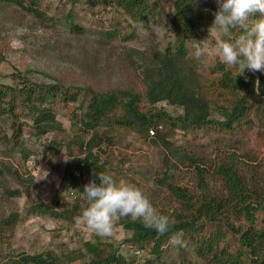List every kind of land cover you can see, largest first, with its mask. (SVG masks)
<instances>
[{"label":"rangeland","instance_id":"1","mask_svg":"<svg viewBox=\"0 0 264 264\" xmlns=\"http://www.w3.org/2000/svg\"><path fill=\"white\" fill-rule=\"evenodd\" d=\"M172 1L159 0V12L154 19L136 25L123 10L110 3L91 5L83 0H40L38 8L46 15L40 20L16 4L0 0V88L9 85L24 87V84L39 88L34 94L35 99L18 110L14 122L10 115L0 117V167H18L24 178L31 177V192L36 202L54 204L66 163L76 156H85L79 150V142L85 143L95 132L104 139L99 148H94L99 152L100 161L105 162L104 173L112 175L117 182L124 181L140 188L157 210L172 212L179 207V202L170 194V183L196 191L198 173L195 166L187 159L177 162L154 135L120 126L85 130L80 118L87 105L86 98L67 102L59 97L45 102L37 98L38 92L44 93V90L36 85L54 81L53 74L61 75L67 84L92 80L103 84L126 83L128 79H123L121 73L124 66L128 75L129 67L137 78L142 73L140 66L147 59V50H162L174 39ZM69 20L80 26L82 31L78 35L69 31ZM208 35V29H201L188 42L189 56L203 72L219 62L212 57L197 59L192 55L194 41H203ZM83 55L89 60H97L98 69L92 72L80 69L74 57ZM158 106L164 107L171 115L181 112L165 100ZM44 109H51L55 120L44 124L47 130L39 133L32 120L39 110ZM211 114L218 119L224 118L218 110H212ZM16 123L22 124L23 146L8 150L6 145L14 141ZM158 126L178 151L199 158L198 164L206 170L204 177L212 189L221 186L213 172L219 155L236 151L238 161L249 162L250 159L259 161L264 154L262 131L258 128L237 132L194 128L183 132L172 130L163 122ZM53 140L62 144L59 156L47 152V144ZM80 178L85 184L89 182L84 174ZM0 182L11 188L18 186L7 174L0 177ZM2 192L0 188V199ZM82 199L78 198L75 186L61 189L59 208H69L75 201L81 203L80 212L71 220L34 212L24 193L12 197L10 205L3 203L0 213L5 207L6 213L16 210L19 218L12 231L2 232L0 236V264H16L22 255L37 253H49L67 264L90 261L88 257L80 256L84 243L94 242L96 237L77 219L86 206ZM258 218L264 222V211ZM119 220L114 222L113 236L100 239L112 242L121 253L133 257L131 264H208L195 255L185 236L186 247L171 246L169 236L156 255L151 251V243H145L144 248L139 249L126 241L131 231L125 229Z\"/></svg>","mask_w":264,"mask_h":264},{"label":"trees","instance_id":"2","mask_svg":"<svg viewBox=\"0 0 264 264\" xmlns=\"http://www.w3.org/2000/svg\"><path fill=\"white\" fill-rule=\"evenodd\" d=\"M8 1L40 20L46 16L38 8L40 0ZM83 1L91 5L110 3L119 7L136 25L152 21L159 12V0ZM172 4L174 39L162 50H147V59L140 66L142 73L137 78L129 67L128 75L124 66L121 67V73L123 79H128L126 83L103 84L94 80L81 82L82 79L81 83L67 84L61 75L53 74L54 81L36 85L44 90V93L38 92L37 98L40 102L51 101L55 97L66 102L76 101L78 98L83 101L86 98L87 105L80 118L85 130L98 126H120L148 134L153 129L154 136L162 141L177 162L187 159L195 166L198 173L196 191L170 183V194L179 202V207L172 212L157 210L169 217L170 232L161 236L139 220L120 218V224L131 231L126 241L139 249H143L145 243H151V251L156 255L172 233L182 230L186 240H190L195 255L208 264H264V222L258 218L259 213L264 211V154L259 161L250 159L249 162L238 161L236 151L219 155L213 172L221 186L212 189L204 177L206 170L198 164L199 158L178 151L158 128L159 122L172 130L180 129L183 132L194 128L220 132L252 131L258 128L262 131L261 142H264V74L245 70L240 75L238 68L220 62L210 66L207 72L201 71L196 61L189 56L188 42L201 29L209 28L213 20L212 12L217 10V5L214 0H198L195 3L192 0H173ZM68 28L75 35L82 31L72 20L68 21ZM74 59H77L76 65L83 71L98 69V61L94 58L89 60V57L83 55ZM257 79L260 82L259 94L254 91V81ZM22 86L24 87L9 85L0 88V117L10 115L14 122L19 114L18 110L25 108L26 102L31 103L35 99L34 94L39 88L26 84ZM163 100L181 112L171 115L164 107L158 106ZM212 110L220 111L224 118L213 117ZM54 120L53 111L44 109L39 110L32 123L39 133H44L47 130L44 124ZM22 133V124L16 123L14 141L6 145L8 150L23 146ZM102 140L104 139L95 132L85 143L79 142V150L85 153V159L81 160V157L76 156L66 163L53 205L36 202L31 192V177L24 178L18 167L1 165L0 177L10 175L18 186L11 188L0 182L3 191L0 207L3 203L10 205L12 197L24 193L34 212L71 220L80 212L81 203L75 201L69 208H59L61 189L68 185L75 186L78 198H83L82 201L86 202L82 192L85 182H81L80 176L84 174L88 181L95 180L99 183L94 173H104L105 162L100 161L99 152L94 151V148H99ZM61 148V142L54 140L49 141L46 147L47 152L53 156H59ZM172 165L177 167L176 163ZM5 209H1L0 213L1 237L2 232L13 230L19 218L16 210L6 213ZM80 256L90 260L80 264L133 262L129 259V254L124 255L112 242L98 236L94 242L84 243ZM16 264L67 263H61L49 253H37L22 255Z\"/></svg>","mask_w":264,"mask_h":264},{"label":"clouds","instance_id":"3","mask_svg":"<svg viewBox=\"0 0 264 264\" xmlns=\"http://www.w3.org/2000/svg\"><path fill=\"white\" fill-rule=\"evenodd\" d=\"M215 4L217 10L212 12L208 38L193 40L192 55L197 59L212 57L221 64L238 68L240 75L245 70L264 74V0H215ZM254 91L260 93L258 79L254 81ZM94 175L99 183L90 180L83 186L86 206L77 218L92 234L100 238L113 236L114 222L125 217L141 221L158 235L170 232L169 217L157 211L140 188L117 182L103 172ZM168 243L186 247L183 231L172 233Z\"/></svg>","mask_w":264,"mask_h":264},{"label":"built area","instance_id":"4","mask_svg":"<svg viewBox=\"0 0 264 264\" xmlns=\"http://www.w3.org/2000/svg\"><path fill=\"white\" fill-rule=\"evenodd\" d=\"M149 135H150V136L154 135V130H153V129H150V130H149Z\"/></svg>","mask_w":264,"mask_h":264},{"label":"water","instance_id":"5","mask_svg":"<svg viewBox=\"0 0 264 264\" xmlns=\"http://www.w3.org/2000/svg\"><path fill=\"white\" fill-rule=\"evenodd\" d=\"M132 258H133V257H130V256H129V259H132Z\"/></svg>","mask_w":264,"mask_h":264}]
</instances>
